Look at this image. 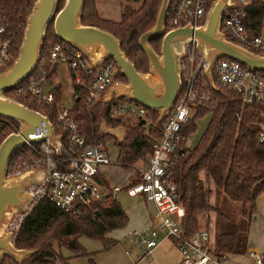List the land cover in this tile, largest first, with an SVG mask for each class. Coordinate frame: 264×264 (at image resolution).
Segmentation results:
<instances>
[{
	"label": "trees",
	"instance_id": "obj_1",
	"mask_svg": "<svg viewBox=\"0 0 264 264\" xmlns=\"http://www.w3.org/2000/svg\"><path fill=\"white\" fill-rule=\"evenodd\" d=\"M160 1L122 0L119 20L113 22L98 16L95 0H83L79 24L95 27L112 35L118 41L124 58L133 65L135 71L145 73L147 62L137 45V38L153 27ZM211 1L207 0L206 8ZM33 2L34 0H0V24L7 23L14 32L15 53ZM60 7L61 0H57L55 11ZM170 9L171 7L166 18L169 17ZM263 10L261 1L250 0L246 9L245 31L251 37L258 34ZM56 44L66 46L54 36L50 21L45 29L37 64L27 79L49 70L47 57ZM148 45L158 54L160 39L151 40ZM55 68L48 73V82L54 75ZM260 73L264 75V72ZM48 85L50 86V82ZM215 87L216 109L212 112L205 109L192 111L188 126L181 130L183 142L195 130L196 120L205 114L210 116L194 147L191 150L183 149L177 156L170 168V175L176 188V201L184 211L179 222L182 235L188 237L198 230L201 221L199 214L213 209L212 253L216 257H227L245 253L247 229L255 210V198L264 194V142H258L257 138L260 127L264 128V118H259L257 110L251 106L241 105L237 94L217 85ZM50 92L56 104L60 98L59 86H50ZM81 94L82 91L73 88V105L69 109V115L78 124L86 142L100 146L111 142L116 149L115 163L122 168L142 161L149 155L151 145L159 137L162 124V120H157V112L146 110L145 121L129 115L112 116L111 109L120 105L122 98L111 97L105 103L98 100L86 109ZM24 106L35 111L41 109L53 126V131L57 132L54 105L46 107L30 101L24 103ZM57 133L65 147L66 134ZM31 146L36 151L39 144L33 143ZM28 153L26 146L14 151L8 159L7 168L15 157L25 159ZM30 154L33 155V152ZM201 172L205 181L212 184L214 207L207 202L210 188L199 177ZM126 222L127 216L114 196H107L101 203L81 207L75 214L59 209L43 197L24 215L13 238L15 248L28 250L29 253L19 263L2 254L0 264L5 261L11 264H67V257L61 254V249L73 256H88L79 244L78 237L84 236L103 245H110L105 234L123 227Z\"/></svg>",
	"mask_w": 264,
	"mask_h": 264
},
{
	"label": "built area",
	"instance_id": "obj_2",
	"mask_svg": "<svg viewBox=\"0 0 264 264\" xmlns=\"http://www.w3.org/2000/svg\"><path fill=\"white\" fill-rule=\"evenodd\" d=\"M249 4L250 0H228L217 32L223 40L245 51L264 54V40L258 36L251 37L245 31L246 9ZM206 6L207 0H171L170 14L165 19L163 33L184 26L193 30L202 27L209 8ZM14 38L15 34L8 24L1 23L0 73L15 61L18 47L15 53ZM180 44L175 50L179 80L176 99L159 118L162 120L159 137L151 145L144 166L138 170V179L124 187L109 185L98 178L100 167L108 164V157L99 146L85 141L68 109L54 104L47 81V75L53 68L65 66L72 87L82 91V103L88 109L98 100L105 103L111 97L118 99L114 94L109 95V90L119 84L114 81L118 69L111 60L93 61L70 45L56 44L47 57V72L41 71L24 80L23 84L20 83L10 91L0 94L1 98L24 108H27L24 103L30 101L40 106L54 105L55 123L66 134L65 147L62 146L60 138L56 140L55 146L45 138L36 151H33L31 146L33 143H26L24 146L29 149L28 157L18 164L13 175L10 176L5 171L6 179L21 175L23 171H39V178L27 188L29 201L26 208L23 211L10 212L2 228L11 242L24 215L43 197L59 209L75 214L81 207L101 203L107 196L123 192L127 197L138 196L152 206V223L129 227L123 233L125 240L136 246L141 253L131 264H141V260L149 255L162 239L172 240L178 251L180 264H224L226 257H216L208 245L206 227H200L188 237L182 235L179 222L184 211L176 201V188L170 168L180 152L186 148L181 130L188 126L192 111L205 109L212 112L216 109L215 85L237 94L241 105L251 106L257 110L259 118H264V75L235 61L216 58L208 70L211 79L209 81L204 51L199 50L192 39ZM122 99L120 105L111 109L112 116L129 115L145 121L146 110L143 107L126 98ZM17 100L24 103L21 104ZM155 112L159 115L158 111ZM1 123L9 122L0 118V125ZM32 130V134L28 135L29 139L44 135L41 124H33ZM17 131L16 129L15 132ZM257 138L258 142H264V128L260 127ZM30 152H33V155ZM199 215L201 219L208 221L206 211ZM125 252L128 253L127 250ZM252 256L253 264H264L263 255L254 253Z\"/></svg>",
	"mask_w": 264,
	"mask_h": 264
},
{
	"label": "water",
	"instance_id": "obj_3",
	"mask_svg": "<svg viewBox=\"0 0 264 264\" xmlns=\"http://www.w3.org/2000/svg\"><path fill=\"white\" fill-rule=\"evenodd\" d=\"M228 0H215L205 14L202 27L191 29L188 26L163 33L164 22L171 0H161L157 9L154 25L140 34L137 45L146 58L149 72L155 80L135 71L133 65L124 58L118 41L109 33L95 27L81 26L79 17L83 0H64L63 6L56 9L57 0H34L25 19L17 55L13 64L0 73V94L10 91L26 80L37 64L42 39L48 23L52 22L54 36L62 43L70 45L93 61L109 59L117 67L124 84H117L109 90V95L126 98L147 111H158L161 118L175 101L178 93L177 53L174 45L194 40L199 50L205 53L206 74L213 60L226 58L256 72H264V56H256L221 38L217 26ZM160 39L159 52L156 54L148 42ZM0 118L19 123L17 133L7 135L0 142V232L10 212L23 211L29 201L27 188L35 183L33 172L28 171L19 177L5 180V169L9 157L26 143L40 144L45 138L53 146L57 138L45 116L33 110L3 99L0 96ZM41 124L44 135L29 139L33 124ZM28 250L13 246L7 234L0 233V256L6 254L18 262Z\"/></svg>",
	"mask_w": 264,
	"mask_h": 264
},
{
	"label": "rangeland",
	"instance_id": "obj_4",
	"mask_svg": "<svg viewBox=\"0 0 264 264\" xmlns=\"http://www.w3.org/2000/svg\"><path fill=\"white\" fill-rule=\"evenodd\" d=\"M215 0H212L214 2ZM59 2V1H58ZM122 0H96V8L98 16L103 20H109L116 22L119 20V13H120V5ZM64 4V0H61V7ZM209 4V6H210ZM160 5V4H159ZM60 7V8H61ZM132 7V6H130ZM159 7V6H158ZM159 52V51H158ZM254 52V51H253ZM251 53V52H250ZM256 56H264V54H254ZM147 65V64H146ZM55 73L50 79L51 84H57L60 89V98L59 101H57V104H60L65 109H70L73 105V87L70 81L69 73L65 66L59 65L55 68ZM144 76H148L150 79L153 77V75L149 72L148 65L146 66L145 73H139ZM116 77L114 78V81L119 84H124L125 80L122 81L120 79L119 71H117ZM50 84V86H52ZM10 97V96H9ZM19 103H24L22 100ZM30 110V109H29ZM35 111V110H34ZM38 113H41L44 115L41 109H37ZM210 114H205L200 119L196 120L194 122L195 130L190 134L187 135L186 139L184 140V146H186L187 150H191L195 143L198 141L202 131L204 130V127L209 119ZM46 117V116H45ZM159 120V115L158 119ZM10 123H1L0 125V142L3 140L7 135L16 133L15 130H18L19 123L14 121H9ZM50 123V122H49ZM51 124V123H50ZM3 128V129H2ZM6 128V130H4ZM57 132H62L59 127H55ZM263 128V127H262ZM53 131V135L55 138L59 139L60 135ZM56 133V134H55ZM107 142L103 146H99L103 151L105 152L106 156L108 157V164L102 169L101 171V178L107 182L109 185H115L118 187H124L128 183H132L138 179V173L139 169L144 166L146 157L142 161H137L133 165L122 168L115 163V157H116V149L110 145H107ZM112 145V143H111ZM107 147V148H106ZM26 159V158H25ZM25 159H21L19 157H15L12 164L7 168L6 166V174L13 175L14 169L18 168V164L22 162ZM38 171V170H36ZM35 170L33 171V173ZM39 172V171H38ZM25 171L22 172L24 174ZM21 174V175H22ZM20 175H15L16 178ZM5 180L6 176L4 177ZM210 188V195L207 198V202L211 207H214V191L212 184L210 182H206L204 177L201 178ZM142 199V198H140ZM121 209L124 212H127L128 214H135L142 212V206L138 199L136 198H128L123 192H119L116 195L115 199ZM143 200V199H142ZM144 201V200H143ZM210 214H215L213 209H210ZM255 212L251 216L254 215ZM133 216V215H132ZM137 227V224H134V222H126V224L121 228L113 229L105 234V237L107 238L108 242L111 243L110 245L106 244L103 245L101 242L90 239L84 236L78 237V242L82 246V248L88 253V256H75L71 257L70 259H73L72 261H69V264H131L134 260H136L138 257H140L141 253L139 249L130 244L127 241H124L123 239V233L126 229L129 227ZM206 227L208 230V245L210 248H213L214 243V223L211 222V217L208 221H205L204 219H201L199 222V228ZM2 234L3 231L1 230ZM107 246V247H106ZM129 250V255L125 252V250ZM62 251H66L63 249ZM68 252V251H67ZM257 253V252H256ZM28 254V253H27ZM25 254L24 256H26ZM62 254V252H61ZM258 255H261L262 253H257ZM6 255V254H5ZM63 255V254H62ZM2 256V254H1ZM0 256V258H1ZM8 256V255H7ZM24 256H21V258L18 260L17 263H19ZM10 257V256H9ZM11 258V257H10ZM12 259V258H11ZM244 259L243 257L236 258L234 256L230 257L228 256V259L225 260L224 264H236V260ZM13 260V259H12ZM131 260V262H130ZM9 263L8 261H5L3 264ZM141 264H180V258L179 254L177 252L176 247L174 244H172L168 239L161 242L160 245H158L155 249L153 248L149 255L144 257L141 260Z\"/></svg>",
	"mask_w": 264,
	"mask_h": 264
},
{
	"label": "crops",
	"instance_id": "obj_5",
	"mask_svg": "<svg viewBox=\"0 0 264 264\" xmlns=\"http://www.w3.org/2000/svg\"><path fill=\"white\" fill-rule=\"evenodd\" d=\"M263 3L264 5V0H259ZM95 6H96V0H95ZM97 10V8H96ZM258 37H260L262 40H264V10L260 19V27H259V31L257 34ZM55 73V71H54ZM51 84V81H49ZM48 82V84H49ZM52 85V84H51ZM53 85H56L53 83ZM50 87V86H48ZM107 145H110L113 147V145H111V143H108ZM186 147V146H185ZM107 148V147H106ZM187 148V147H186ZM106 165H103L100 167V172L98 175V178L105 182L102 178H101V171L102 169L105 167ZM203 173H199V177L202 178ZM107 183V182H105ZM108 184V183H107ZM124 194V193H123ZM116 195L115 194V199H116ZM214 197V196H213ZM128 198H136L139 200V202L141 203L142 206V212L140 213H135V214H128L127 212H125L126 216H127V222H134V224H137V227H141L144 225H147L149 223H152V206L150 205V203L143 201L142 199H140V197L138 196H134V197H128ZM210 211H208V220L211 217V222L213 223L214 221V214H210ZM254 215L251 216V220L247 229V239H246V251L243 254H237V255H230V257L234 256L236 258H240L243 257L244 259H237L235 262L236 264H253V254H257V253H262L261 255H263L264 257V194H260L255 198V210H254ZM201 219V217H200ZM133 226V225H131ZM124 241L125 238L123 236ZM167 239H162L160 241L163 242ZM172 244H174L172 242V240L168 239ZM160 243L158 245H160ZM157 245V246H158ZM156 246V247H157ZM107 247V246H106ZM155 247V248H156ZM154 248V249H155ZM63 249H61V252L63 254V256L67 257L66 259V263L69 264V261H72L73 259H70L71 257H75L73 255H71L69 252L67 251H62ZM127 250V249H126ZM125 250V251H126ZM128 251V255H129V250ZM178 252V251H177ZM257 252V253H256ZM229 256V255H228ZM228 256L226 257V259H228ZM131 262V260H130Z\"/></svg>",
	"mask_w": 264,
	"mask_h": 264
},
{
	"label": "bare ground",
	"instance_id": "obj_6",
	"mask_svg": "<svg viewBox=\"0 0 264 264\" xmlns=\"http://www.w3.org/2000/svg\"><path fill=\"white\" fill-rule=\"evenodd\" d=\"M180 45H181L180 43L174 45V49L177 50V48H178ZM151 80H155V78H154V77H151ZM33 176H34V180L36 181V180L39 178V172H38V171H35V172L33 173Z\"/></svg>",
	"mask_w": 264,
	"mask_h": 264
}]
</instances>
